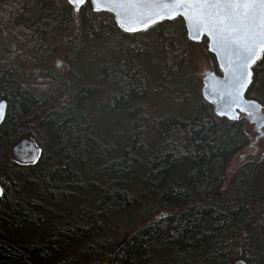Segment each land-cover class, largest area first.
<instances>
[{
	"label": "trees",
	"instance_id": "1",
	"mask_svg": "<svg viewBox=\"0 0 264 264\" xmlns=\"http://www.w3.org/2000/svg\"><path fill=\"white\" fill-rule=\"evenodd\" d=\"M192 44L181 16L128 33L89 0H0V264H264V157L225 185L251 137L203 97ZM252 70L264 106V53ZM27 136L33 164L11 156Z\"/></svg>",
	"mask_w": 264,
	"mask_h": 264
},
{
	"label": "snow or ice",
	"instance_id": "2",
	"mask_svg": "<svg viewBox=\"0 0 264 264\" xmlns=\"http://www.w3.org/2000/svg\"><path fill=\"white\" fill-rule=\"evenodd\" d=\"M112 2L136 6L162 3L165 8L175 11V15L158 14L159 20L147 17L140 29L125 27L121 23L120 27L130 33L146 30L151 25L166 19H175L176 16L194 21L197 33L211 38V50L218 56L224 55L227 59L229 90L220 96L225 106V110L220 114L226 115V109L233 105L235 107H241L242 104L255 105V101L244 99V93L253 82V66L261 59V53H264V0H112ZM69 3L82 6L86 0H69ZM193 9L196 10L195 16L191 14ZM3 114V105H0V118ZM232 118L239 119L238 116ZM37 152L39 149L33 153L34 161L38 159Z\"/></svg>",
	"mask_w": 264,
	"mask_h": 264
},
{
	"label": "water",
	"instance_id": "3",
	"mask_svg": "<svg viewBox=\"0 0 264 264\" xmlns=\"http://www.w3.org/2000/svg\"><path fill=\"white\" fill-rule=\"evenodd\" d=\"M69 1V0H68ZM88 0H86L87 3ZM94 11L100 12V11H108L112 13L115 17V20L117 22V25L121 30L124 31L123 28L120 27V24L123 23L125 27H136L138 29L142 28V22L149 16L156 18L159 20L158 14H166L171 13L175 15V11L173 9L165 8L163 4L159 5H150V6H136V5H121L113 3L112 0H95L93 3V0H89ZM85 3V4H86ZM84 4V5H85ZM73 5V4H72ZM84 5H73L76 11H79ZM77 8L79 10H77ZM188 14V13H186ZM192 15H196V10H191ZM178 17V16H176ZM186 25V29L188 32V37L192 41H201L204 37L208 39V48L210 52H212L216 58L218 65L220 69L222 70V75H218L214 71H206L204 74V77L202 78V94L203 97L213 105L214 111L216 115L218 116H224L229 119H233L232 117L239 116L240 113L244 114L246 119L255 125V130L259 133V136L262 137L264 135V111L263 106L261 103H259L255 99L248 98L246 96L248 89L244 93V99L246 101L251 100L255 101L254 106H249L247 104H242L241 107H235L233 105L231 108H227V114L221 115V111L225 110L224 101L220 99V96L225 93L227 90H229L228 85V78L229 73L227 72V59L224 55L218 56L216 52H213L211 50V38L207 35H202L197 33V29L194 27V21H187L183 16H181ZM166 20H173V19H166ZM161 22V21H160ZM158 22V23H160ZM156 25V24H154ZM151 25L149 28H151ZM148 28V29H149ZM147 30V29H146ZM137 31L135 33L142 32ZM126 32V31H125ZM130 33V32H128ZM261 53V57H262ZM259 61V60H258ZM257 61V62H258ZM59 66L61 67L62 64L59 63ZM253 71V70H252ZM0 105H3V117L0 118V126L5 120L6 113H7V101L3 100L0 102ZM36 149H39V152L36 153V156L38 159L35 161L33 160V153ZM41 147L35 142V140L30 137H23L19 139L16 143L13 144L11 148V156L12 158L21 163V164H33L36 163L40 156H41ZM0 189H2V194H0V198L3 195V188L0 184ZM234 264H249L244 259L237 260Z\"/></svg>",
	"mask_w": 264,
	"mask_h": 264
},
{
	"label": "rangeland",
	"instance_id": "4",
	"mask_svg": "<svg viewBox=\"0 0 264 264\" xmlns=\"http://www.w3.org/2000/svg\"><path fill=\"white\" fill-rule=\"evenodd\" d=\"M192 52H193V67H194V72L195 75L202 80V78L204 77V74L206 71H211L213 69L205 48H204V43L203 41H197V42H193L192 44ZM140 62L142 64H146L145 59H140ZM149 64V61L147 62V66ZM149 67L152 70H155V66L150 64ZM65 69V67L63 68ZM166 104L165 102L159 101V100H155L154 102L150 103V107L153 110L158 111L159 109H161L162 107H164ZM240 117H244V126L246 131L248 132L249 136L251 137V144H249L248 146H246L244 149H242L241 151H239L235 156H233L226 168V175H227V179L225 182V185H227L229 183V180L232 178V176L234 175V173L238 170V168L243 165L244 163H254V162H258L260 161L263 157H264V135L262 137L259 136V133L255 130V125L250 123L245 116H243L242 114L240 115ZM264 130V128H263ZM262 179V181H261ZM260 181L259 182L261 185H263L264 187V175L261 174L260 175ZM264 191V190H263ZM160 216V214L156 215L155 217L158 218ZM126 221H124V218L118 219L116 221V223H111L110 227L113 228L112 232L113 234H115L120 227H122L123 225H125ZM115 224V225H114ZM138 224H142V222H138ZM34 230H20L19 231V235L23 238V239H28V237H34L37 238L35 236H42L40 234L42 233H34ZM92 264H116V262L108 259V260H101L100 258H97L95 260L92 261Z\"/></svg>",
	"mask_w": 264,
	"mask_h": 264
},
{
	"label": "bare ground",
	"instance_id": "5",
	"mask_svg": "<svg viewBox=\"0 0 264 264\" xmlns=\"http://www.w3.org/2000/svg\"><path fill=\"white\" fill-rule=\"evenodd\" d=\"M98 127H100V126H98ZM110 127V126H109ZM98 129V128H97ZM100 129V128H99ZM98 129V130H99ZM101 130V129H100ZM110 130V129H109ZM109 130H108V132H109ZM107 131V130H106ZM99 132V131H98ZM101 132V131H100ZM103 133V132H102ZM104 133H105V131H104ZM102 136V135H101ZM109 136V135H108ZM107 138H109V137H107ZM52 144V143H51ZM52 146V145H51ZM258 183V182H257ZM258 186V185H257ZM258 190V189H257ZM32 200V199H31ZM34 200V199H33ZM76 202V201H75ZM62 227V226H61ZM62 229V228H61ZM112 229V228H111ZM109 233V232H108ZM18 236V235H17ZM14 238V237H13ZM22 238V237H21ZM115 248V247H114ZM254 254V253H253ZM67 255V254H66ZM258 258V257H257ZM81 259V258H80Z\"/></svg>",
	"mask_w": 264,
	"mask_h": 264
}]
</instances>
